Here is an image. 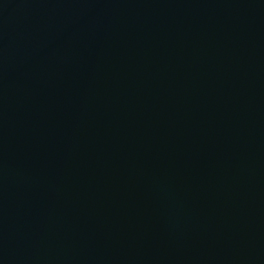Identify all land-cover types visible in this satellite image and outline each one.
Returning <instances> with one entry per match:
<instances>
[{
    "label": "water",
    "instance_id": "95a60500",
    "mask_svg": "<svg viewBox=\"0 0 264 264\" xmlns=\"http://www.w3.org/2000/svg\"><path fill=\"white\" fill-rule=\"evenodd\" d=\"M0 264H264V0H0Z\"/></svg>",
    "mask_w": 264,
    "mask_h": 264
}]
</instances>
